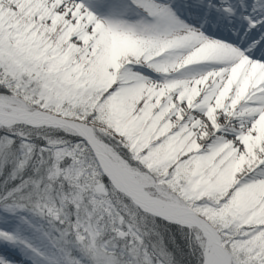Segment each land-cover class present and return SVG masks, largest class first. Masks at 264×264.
I'll return each instance as SVG.
<instances>
[{
  "label": "snow or ice",
  "instance_id": "6c2138e0",
  "mask_svg": "<svg viewBox=\"0 0 264 264\" xmlns=\"http://www.w3.org/2000/svg\"><path fill=\"white\" fill-rule=\"evenodd\" d=\"M0 264H264V0H0Z\"/></svg>",
  "mask_w": 264,
  "mask_h": 264
}]
</instances>
